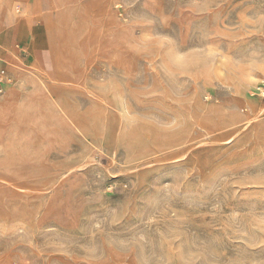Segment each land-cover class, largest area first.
<instances>
[{"label": "rangeland", "instance_id": "374dc122", "mask_svg": "<svg viewBox=\"0 0 264 264\" xmlns=\"http://www.w3.org/2000/svg\"><path fill=\"white\" fill-rule=\"evenodd\" d=\"M0 69V264H264V0H0Z\"/></svg>", "mask_w": 264, "mask_h": 264}, {"label": "crops", "instance_id": "0c3cea01", "mask_svg": "<svg viewBox=\"0 0 264 264\" xmlns=\"http://www.w3.org/2000/svg\"><path fill=\"white\" fill-rule=\"evenodd\" d=\"M18 33V32H17ZM18 38H23V36H21L22 34L21 33H18ZM40 36V32L37 31L36 35H35V39L36 38H39ZM37 42V41H36ZM35 41H33L32 43V46L30 47V45L28 46H25V50L29 51L28 52V58H27V61L26 63L29 64L30 62V58H32L31 56V49L30 48H33L35 47L34 45L36 44ZM31 73L30 76L28 75H23L22 78L20 77L21 81L22 82H25L27 83L28 85L31 86V88L33 89V92H43V95H42V99H43V106L45 107V109L47 110V112H50L53 116H57L58 118H60L59 123L61 125H63L64 128H66L67 130H71V127H74L76 129V131H78L82 137L86 138L87 135L85 134V132L82 130V128H79L76 121L73 120V117H72V121H69L68 118L65 116V114L69 115L70 114L68 113L67 111V108L65 107V105L61 104V100L56 96L55 92L53 91H48L46 89H42L39 85H38V81L39 79H42L43 81H46L44 79V76L42 77L41 73L39 72H35L33 70H30ZM34 82L37 84L36 86L34 85ZM13 93V92H12ZM9 98V97H7ZM9 99H6L5 102H3L2 104H0V115L3 114L5 108L8 106V103H9ZM71 117V116H70ZM59 124V126H60ZM0 166L4 167V168H7L8 166L6 165V163H3V162H0ZM3 180H7L5 177H2Z\"/></svg>", "mask_w": 264, "mask_h": 264}, {"label": "built area", "instance_id": "2783aa9c", "mask_svg": "<svg viewBox=\"0 0 264 264\" xmlns=\"http://www.w3.org/2000/svg\"><path fill=\"white\" fill-rule=\"evenodd\" d=\"M4 70L0 69V94L2 93V88H3V84H4Z\"/></svg>", "mask_w": 264, "mask_h": 264}, {"label": "bare ground", "instance_id": "6f19581e", "mask_svg": "<svg viewBox=\"0 0 264 264\" xmlns=\"http://www.w3.org/2000/svg\"><path fill=\"white\" fill-rule=\"evenodd\" d=\"M6 35H7V33H6ZM41 83V82H40ZM36 83L34 82V85H35Z\"/></svg>", "mask_w": 264, "mask_h": 264}]
</instances>
